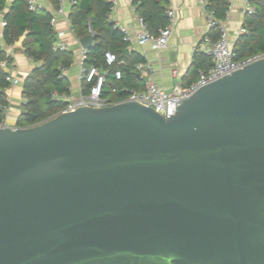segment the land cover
<instances>
[{
	"label": "water",
	"instance_id": "water-1",
	"mask_svg": "<svg viewBox=\"0 0 264 264\" xmlns=\"http://www.w3.org/2000/svg\"><path fill=\"white\" fill-rule=\"evenodd\" d=\"M0 264H264V55L169 117L121 100L0 128Z\"/></svg>",
	"mask_w": 264,
	"mask_h": 264
},
{
	"label": "trees",
	"instance_id": "trees-1",
	"mask_svg": "<svg viewBox=\"0 0 264 264\" xmlns=\"http://www.w3.org/2000/svg\"><path fill=\"white\" fill-rule=\"evenodd\" d=\"M139 1L138 12L145 19L148 27L158 34L157 26L164 27L167 23L166 0H135ZM58 9L60 0H51ZM256 11L245 17V29L235 44L233 51L235 59L242 60L256 54L264 53V0H252ZM113 3L110 0H76L72 4L69 14L71 28L78 38L90 34L92 30L93 44L88 49L85 63L88 67L103 68L108 73L104 76L102 96L112 102L123 99L129 91L141 90V83L135 70L136 64L142 57L133 53H125L127 43L121 30L109 21L108 14ZM229 0H207L206 8L213 11L216 18L224 20L229 8ZM0 12H4L5 21L4 37L9 44L15 43L26 31L29 33L24 41L26 53L41 64L23 80V111L18 118V126H31L45 121L58 114L67 104L60 99L52 97V91L58 93L68 92L69 83L63 73L64 67H69L74 61L73 52L54 47L56 33L51 25L53 14L40 8L32 11L28 8V0H0ZM106 52L116 55V61L108 64ZM11 56L0 46V63ZM194 73L200 70H209L212 58L199 50L195 53ZM121 72V78L116 77V72ZM8 72L0 66V122L6 117L9 106L7 88L10 86ZM96 80L88 83L84 93H89ZM192 84V83H191ZM190 84V85H191ZM189 85V86H190ZM188 86V87H189ZM117 87L118 91L113 92ZM125 87L127 91H120Z\"/></svg>",
	"mask_w": 264,
	"mask_h": 264
},
{
	"label": "crops",
	"instance_id": "crops-1",
	"mask_svg": "<svg viewBox=\"0 0 264 264\" xmlns=\"http://www.w3.org/2000/svg\"><path fill=\"white\" fill-rule=\"evenodd\" d=\"M110 1L113 5L108 14L109 21L114 23L115 27L116 24L127 27L129 33L132 35L131 40L126 41L124 39L127 43L125 53L128 55L137 53L142 57V61L136 64L135 67L141 83V90L145 89L149 82L155 83L159 87L169 91L175 85L187 88L197 80L198 77L193 72L195 53L199 50L211 56L209 49L219 35V28L208 31L206 25L209 10L205 5L200 3V0H166V10L172 9L176 13V24L169 37L167 46L161 49L154 48L149 42L140 44L137 40L136 36L141 30L139 23L141 15L137 8L140 4L139 1ZM39 2L41 10L51 12L53 15L56 14L57 8L52 4L51 0H39ZM248 2L253 4L252 0H229L230 5L223 22L228 29L232 47L242 33V28L245 27L246 14L243 11ZM71 7L70 1L65 0V11L63 14L57 15V21L54 25L56 33L54 47L56 44H63L65 48L62 50L67 49L74 54V61L71 66L63 68V73L69 83V89L68 92L59 93V99L66 102V104L79 99L89 83L80 77V56L82 48L86 47L81 43L82 38L76 37L72 31L69 18ZM4 21V12H0V46L12 58L11 62L5 59L8 61V65L4 70L8 72L11 78L19 80L17 83L10 82V86L7 88L9 106L6 109L4 120L9 126L20 127L18 126V118L23 111V80L32 69L41 64V61L32 59L26 53L24 46H17L16 42L13 44L7 43L4 37ZM161 28L157 26L158 34ZM90 33L93 34L91 29ZM86 49L88 52L89 48ZM139 64L143 65L141 69L138 68ZM101 69L103 68L98 69V73L106 76L108 72L104 69L101 72Z\"/></svg>",
	"mask_w": 264,
	"mask_h": 264
},
{
	"label": "built area",
	"instance_id": "built-area-1",
	"mask_svg": "<svg viewBox=\"0 0 264 264\" xmlns=\"http://www.w3.org/2000/svg\"><path fill=\"white\" fill-rule=\"evenodd\" d=\"M71 4H74L76 0H69ZM200 3L207 5V0H200ZM65 0H61L60 7L56 10V14L53 15L51 19V25L54 26L57 21V15L64 13ZM40 7L39 0H28V8L35 11ZM256 11V7L248 2L244 8V13L252 14ZM167 24L160 29L158 35L154 34L148 27L145 19L139 17V23L141 25V30L137 34V40L140 44H145L147 42L151 43L156 49L165 48L168 44L170 35L173 32L174 26L176 24V13L172 9L166 10ZM6 21L3 25H6ZM116 27L121 30L124 35V39L131 40L132 35L129 33L127 27L116 24ZM208 31L214 28H219V35L217 39L213 42L212 47L209 49V53L212 56V66L209 70H200L197 80H195L189 87L183 88L179 85H175L171 90L167 91L155 83L149 82L147 87L143 90H131L128 94L121 100H132L142 103L146 106L153 107L157 112L163 116L169 117L177 112L179 105L188 97H190L197 89L200 87L215 81L233 71L243 67L249 62L258 59L264 55L256 54L254 56L248 57L246 59L237 60L235 59V53L233 51L232 43L229 38V32L224 24L223 20L215 17L213 11H209L208 20L206 25ZM246 31L245 27L242 28L241 32ZM55 48L64 49L63 44H56ZM87 56V49L82 48L80 56V77L87 81L96 83L92 85L89 93H83L79 99L73 102H69L59 113L74 111L80 106H105L113 104L109 98L102 96V86L104 82V75L98 73V68L92 66L88 68L85 64V59ZM106 60L108 64H113L116 61V55L112 52H106ZM8 65L7 60H3L0 63L2 69ZM142 64L138 65V68H142ZM116 77L121 78V72H116ZM8 80L11 83H17L18 79H13L8 75ZM118 88L114 87L113 92H117ZM120 91H127L125 87H121ZM52 97L59 99V93L57 91H52ZM119 100V101H121ZM23 102H26V98H23ZM118 102V101H117ZM8 126L5 120L0 122V128Z\"/></svg>",
	"mask_w": 264,
	"mask_h": 264
}]
</instances>
